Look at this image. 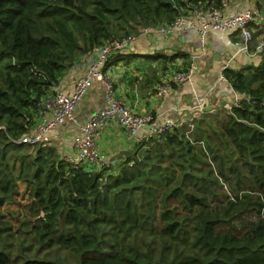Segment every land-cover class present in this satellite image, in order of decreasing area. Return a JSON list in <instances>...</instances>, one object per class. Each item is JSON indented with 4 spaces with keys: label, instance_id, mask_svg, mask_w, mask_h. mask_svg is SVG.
I'll return each mask as SVG.
<instances>
[{
    "label": "trees",
    "instance_id": "obj_1",
    "mask_svg": "<svg viewBox=\"0 0 264 264\" xmlns=\"http://www.w3.org/2000/svg\"><path fill=\"white\" fill-rule=\"evenodd\" d=\"M174 1L0 0V264H264V54L257 65L224 69L250 99L137 136L115 170L108 159L88 163L77 148L68 157L56 144L16 141L96 46L169 25L183 9L223 6ZM230 1L227 15L256 3L228 13ZM211 30L220 31L196 32L199 42ZM158 54L163 71L184 56L133 58L152 63ZM19 181L29 200L14 256L1 208L20 193Z\"/></svg>",
    "mask_w": 264,
    "mask_h": 264
},
{
    "label": "crops",
    "instance_id": "obj_2",
    "mask_svg": "<svg viewBox=\"0 0 264 264\" xmlns=\"http://www.w3.org/2000/svg\"><path fill=\"white\" fill-rule=\"evenodd\" d=\"M253 2L258 4L262 1L231 0L227 12L235 13ZM197 35L193 30H186L175 35H162L163 38L160 40L153 39L155 34H142L138 40H133L124 49L125 52L122 51L123 58L108 65L106 69L115 83L116 94L131 101L141 112L153 111L156 125H161L169 119L175 121L188 116L186 112L194 113L191 109L197 101L205 100L207 107L211 105L215 109L222 107L224 101L231 99L227 93L229 84L220 77L224 69L223 61L234 55L228 66L239 68L242 65L253 64L252 62L261 57L252 56L241 49L242 42L238 31L211 30L202 42H199ZM157 48H164L166 55L181 52L184 56L178 58L176 62L181 61L182 66L191 57L198 63L193 79L175 86L166 96H157L154 92L158 80L164 78L158 63L155 61L151 63L147 55L133 58V54L152 53L151 51ZM126 59H130L129 64L125 63ZM88 62V54L82 56L80 62L64 75L60 86L71 92L75 82L84 75V67ZM105 104V90L100 81H95L76 107L77 121L59 125L52 134L51 143L59 146L62 153L71 157L70 154L74 150L71 142L73 133L79 132L80 126ZM148 131L149 126L142 129L138 136L141 138ZM136 141L135 137H129L116 122H110L101 131L99 138L100 145L107 152L109 163H114L115 155L120 159V153L125 150L133 151Z\"/></svg>",
    "mask_w": 264,
    "mask_h": 264
},
{
    "label": "built area",
    "instance_id": "obj_3",
    "mask_svg": "<svg viewBox=\"0 0 264 264\" xmlns=\"http://www.w3.org/2000/svg\"><path fill=\"white\" fill-rule=\"evenodd\" d=\"M228 1L230 0H222L223 6L221 7L211 3L196 7L192 11L183 9L171 24H162L155 28L146 27L143 34H155L153 39L160 40L163 38L162 35H175L186 30H193L202 34V36L212 28L221 31L235 30L239 32L242 40L241 49L248 51L252 56L264 52V33L256 43L255 48L250 49V43L255 32L260 31L264 26V12L262 9L256 3L253 6L241 9L238 13L227 15L223 7L227 5ZM131 42L132 38L128 36L123 40L104 42L89 52V62L84 67V75L75 82L73 90L68 92L63 87L56 88L54 93L44 99L43 110L38 115L39 123L30 132L21 135L16 141L32 146L51 143L52 134L55 133L54 131L59 125L77 121L76 107L95 81H100L105 90L106 104L94 112L88 121L80 126L79 132L75 131L71 137L73 148H77L87 162L92 165L100 167L107 161L105 150L100 145L99 138L101 131L110 122H116L129 137H136L147 126H149L148 133L155 134L172 125L188 122L191 124L194 117H198L204 111L205 100L196 102L191 109L194 113L188 114L186 112L188 116L180 117L175 121L169 119L161 125H156L155 116L152 112H140L131 101L116 94L115 83L105 67L110 55L124 51ZM157 50L159 48L153 51ZM231 60L232 57H228L224 61V69ZM197 69L198 63L192 57L185 66H182L181 61L173 63L165 71L162 81L154 86L155 94L165 96L175 86L188 83L193 79ZM224 69L220 77L228 82L227 93L231 99L224 101L223 107L233 112L234 107L240 105L244 97L250 99L251 95L237 92L232 83L228 81Z\"/></svg>",
    "mask_w": 264,
    "mask_h": 264
},
{
    "label": "rangeland",
    "instance_id": "obj_4",
    "mask_svg": "<svg viewBox=\"0 0 264 264\" xmlns=\"http://www.w3.org/2000/svg\"><path fill=\"white\" fill-rule=\"evenodd\" d=\"M259 5L262 8H264V0H262V2L259 3ZM262 29H264V26ZM141 33H142L141 29L139 32L134 33L131 36L132 41L138 40L141 37ZM256 43H257V39H253L251 42V45L254 46ZM159 50L164 51L165 49L159 48ZM163 56H164V54H158V55H156V57L158 59L161 58V60H159V61L155 60V62L158 63V68L160 69L161 73L163 72V69L165 67V65L163 63V59H162ZM259 56L261 57V55H259ZM178 58H180V57H177L176 60ZM261 59H262V57H261ZM261 59H257L255 62H252V63L257 65L261 61ZM171 63H169V64H171ZM142 81H144V79ZM159 81L160 80H158V82ZM223 108L227 109L226 107H223ZM209 109L213 112L215 111V107H213L211 105L209 106ZM151 112L154 114L153 111H151ZM38 123H39V118L36 117V124H38ZM113 159H114V163H112V165H113L112 170H115L117 168L118 161H120L121 159L118 158V155H115ZM17 189L20 193L15 195V199L12 202L5 203L1 208V210L3 211V217L2 218H4L6 221H8L10 223L9 226L11 227V230L14 233V242L17 243V245H15L13 247V253H15L14 256L16 255L17 252H19L21 250V245H20V242L22 240L21 234L25 231V227L23 226L22 220H21V217H25V215L23 213L22 206H23V203H25L29 200L28 192L26 190V184L24 182L19 181L17 184Z\"/></svg>",
    "mask_w": 264,
    "mask_h": 264
},
{
    "label": "clouds",
    "instance_id": "obj_5",
    "mask_svg": "<svg viewBox=\"0 0 264 264\" xmlns=\"http://www.w3.org/2000/svg\"><path fill=\"white\" fill-rule=\"evenodd\" d=\"M145 28H146V27H145ZM145 28H143V29L141 28V30H142L141 35L143 34V31H144ZM148 28H150V27H148ZM257 32H258V31H257ZM238 33H239V32H238ZM263 33H264V30H263L260 34H257L256 36H254L253 39H257V42H258V40L260 39V37H261V35H262ZM255 34H256V32H255ZM239 37H240V35H239ZM240 39H241V37H240ZM241 42H242V40H241ZM255 45H256V44H255ZM255 45L252 46L251 43H250V49H254V48H255ZM241 47H242V44H241ZM251 47H252V48H251ZM242 50H243V49H242ZM157 51H158V50H157ZM161 51H162V50H161ZM164 51H165V50H164ZM244 51H245V50H244ZM151 52H152V53H155L156 51H151ZM245 52L249 53L248 51H245ZM262 54H264V52H262V53H258L257 55H258V56H259V55L262 56ZM255 56H256V55H255ZM229 57H232V59H233V58H234V55H230ZM227 59H228V58H226L224 61H226ZM116 61H117V60H116ZM224 61H223V63H224ZM114 62H115V61H113V62H111V63H110V62H107L106 67H105V70L107 69L108 65H112ZM174 62H176V61H174ZM174 62H172V63H174ZM172 63L169 64L168 68L172 65ZM223 63H222V64H223ZM229 64H230V63H229ZM229 64H228V65H229ZM228 65H227L226 68H232V67H229ZM168 68H167V69H168ZM167 69H166V70H167ZM166 70H165V71H166ZM165 71H163V75H164ZM226 77H227V76H226ZM227 79H228V78H227ZM161 81H162V77H161V80H160L159 82H161ZM228 81L231 82L229 79H228ZM231 83H232V82H231ZM232 86H233V83H232ZM59 87H62V86H59ZM233 88H234V86H233ZM204 107H206V105H205ZM220 108H223V105H222V107H220ZM204 110H205V109H204ZM216 110H217V109H216ZM97 111H98V110H97ZM228 111H229V110H228ZM140 112H141V111H140ZM202 113H203V112H202ZM202 113H201V114H202ZM201 114H200V115H201ZM200 115H199V116H200ZM30 131H31V130H30ZM30 131H29V132H30ZM147 133H148V132H147ZM148 134H150V133H148ZM22 135H23V134H22ZM137 136H138V135H137ZM137 136H136V137H137ZM145 136H146V132L142 135V137H145ZM136 137H135V140H136ZM49 144H51V143H49ZM135 144H136V142H135ZM104 150H105V149H104ZM131 152H132V151H130V153H131ZM105 153H106V157H107V152L105 151ZM123 153H124V152H123ZM124 154H125V153H124ZM125 155H126V154H125ZM118 163H119V162H118Z\"/></svg>",
    "mask_w": 264,
    "mask_h": 264
},
{
    "label": "water",
    "instance_id": "obj_6",
    "mask_svg": "<svg viewBox=\"0 0 264 264\" xmlns=\"http://www.w3.org/2000/svg\"><path fill=\"white\" fill-rule=\"evenodd\" d=\"M166 2L171 3L172 5H175V1L174 0H166ZM207 109H209V107H207ZM124 153L126 155H129L130 151L129 150H127V151L125 150Z\"/></svg>",
    "mask_w": 264,
    "mask_h": 264
}]
</instances>
